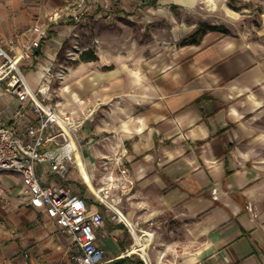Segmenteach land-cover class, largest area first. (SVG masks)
Instances as JSON below:
<instances>
[{
    "label": "crops",
    "instance_id": "1",
    "mask_svg": "<svg viewBox=\"0 0 264 264\" xmlns=\"http://www.w3.org/2000/svg\"><path fill=\"white\" fill-rule=\"evenodd\" d=\"M68 1L0 0V38L18 51L34 25H50L20 64L33 89L48 66L72 77L53 87L52 103L86 117L79 153L90 185L77 166L66 180L47 164L37 169L100 212L101 264H264V12L252 37L208 31L178 44L193 27L178 25L177 13L200 0H86L77 8L85 22L51 21ZM69 43L96 59L63 67ZM0 99V112L18 105L1 87ZM109 176L113 207L93 197ZM2 184L0 264H76L69 236L30 205L23 186Z\"/></svg>",
    "mask_w": 264,
    "mask_h": 264
},
{
    "label": "built area",
    "instance_id": "2",
    "mask_svg": "<svg viewBox=\"0 0 264 264\" xmlns=\"http://www.w3.org/2000/svg\"><path fill=\"white\" fill-rule=\"evenodd\" d=\"M86 0H70L50 14L55 21L69 16L75 22H85L86 15L78 6ZM49 23L36 24L31 28L32 36L19 44L18 51L6 49L0 38V84L2 89L14 94L18 101L12 111L0 112V205L7 200L1 176L6 172L18 173L23 193L29 197L30 205L41 209L70 238L77 248L72 256L76 264H101L104 250L96 242V229L102 224L99 211H92L87 199L61 182H46L41 179L38 165L47 164L49 172L66 180L72 168H79L76 151H79V136L86 117L74 110H63L52 103L54 71L51 66L44 69L43 77L33 89L22 70L23 60L35 57L36 50L48 37ZM16 37L7 39L12 48ZM62 76V72H57ZM47 147V148H46ZM127 171L120 168V174ZM113 176L105 184L93 190L95 201L106 207L112 205ZM115 180H120L119 176Z\"/></svg>",
    "mask_w": 264,
    "mask_h": 264
},
{
    "label": "rangeland",
    "instance_id": "3",
    "mask_svg": "<svg viewBox=\"0 0 264 264\" xmlns=\"http://www.w3.org/2000/svg\"><path fill=\"white\" fill-rule=\"evenodd\" d=\"M263 12L264 0H200L195 9L192 11L186 13L178 12L177 21L179 23L178 25H183L184 22H187L188 24L191 23L193 31L200 29L199 32L213 31L218 34H241L252 37L254 33V27L258 25ZM158 24L160 28L167 26L165 19L159 20ZM134 29L136 31V28ZM151 30L152 29L147 27L144 29V31H140L138 29V31L143 33L145 37L151 34ZM199 36L200 33H198L196 37ZM64 48H68V50L73 53L74 58H71L72 56L67 55L68 50L63 49L60 61L62 66H76V64L79 62V59H81V53L79 52V49H76V46L72 45L71 43L66 45ZM22 70L23 72H26L28 69L22 68ZM59 72H62V76H59L57 71H54L55 78H53L52 86L55 89L58 88L62 83L66 86V81L72 80V77L69 79L66 76L64 77L63 71ZM2 85L3 83L0 84V87H2ZM51 102H55L54 95L52 96ZM4 109L5 104L0 99V110ZM84 127L88 129L89 125L85 123L83 129ZM82 132L83 130L81 133ZM78 178L80 179L79 176ZM1 180L2 182H9L14 185L23 186L19 174L15 172L3 173ZM69 182L76 184V174H74L73 180H69ZM88 194L86 195L88 196Z\"/></svg>",
    "mask_w": 264,
    "mask_h": 264
},
{
    "label": "trees",
    "instance_id": "4",
    "mask_svg": "<svg viewBox=\"0 0 264 264\" xmlns=\"http://www.w3.org/2000/svg\"><path fill=\"white\" fill-rule=\"evenodd\" d=\"M199 30L200 29H197V30L191 32L190 34H188L183 39H181L180 44H196V43H198L201 35H203L205 33V31L199 32ZM198 33H200V36L196 37ZM80 58L82 60H85V61L95 60L96 55L93 53V51L88 50V51H83L80 55Z\"/></svg>",
    "mask_w": 264,
    "mask_h": 264
},
{
    "label": "bare ground",
    "instance_id": "5",
    "mask_svg": "<svg viewBox=\"0 0 264 264\" xmlns=\"http://www.w3.org/2000/svg\"><path fill=\"white\" fill-rule=\"evenodd\" d=\"M76 159H77L78 164H79L81 178L90 185V176H89V173L84 166V163H83V160L80 156L79 151H76Z\"/></svg>",
    "mask_w": 264,
    "mask_h": 264
}]
</instances>
